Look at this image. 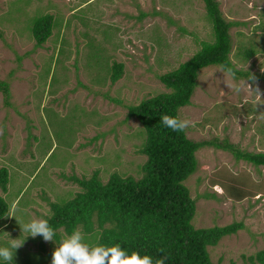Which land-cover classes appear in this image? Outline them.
Returning <instances> with one entry per match:
<instances>
[{
	"label": "rangeland",
	"instance_id": "374dc122",
	"mask_svg": "<svg viewBox=\"0 0 264 264\" xmlns=\"http://www.w3.org/2000/svg\"><path fill=\"white\" fill-rule=\"evenodd\" d=\"M25 1L0 0V80L10 94L7 104L0 90V168L9 173L8 192L0 189L9 208L0 219V225L8 221L0 246L24 241L10 264H51L63 230L58 240L45 241L27 236L20 224L48 218L53 210L47 199L62 204L81 192L71 177L94 170L103 182L114 172L140 176L144 130L127 119L125 106L169 91L157 74L191 57L212 39V28L201 0ZM217 1L227 21L245 23L230 27V59L247 74L233 77L217 65L201 69L190 104L178 115L192 121L185 132L194 141L264 151V52L247 60L238 55L240 41L260 46L256 26L264 0ZM37 13L60 21L41 47L31 35ZM114 62L123 64L122 75L104 83ZM196 157L198 167L184 181L196 206L192 224L241 221L244 228L208 252L215 264H249L247 257L264 249V166L213 146L200 148Z\"/></svg>",
	"mask_w": 264,
	"mask_h": 264
},
{
	"label": "trees",
	"instance_id": "16d2710c",
	"mask_svg": "<svg viewBox=\"0 0 264 264\" xmlns=\"http://www.w3.org/2000/svg\"><path fill=\"white\" fill-rule=\"evenodd\" d=\"M201 1L211 24L212 39L202 41L199 49L176 68L157 74L158 80L169 91L125 106L127 119L135 118L144 130L145 137L139 151L146 158L140 166V176L124 177L114 172L103 182L99 170H94L89 177H71L81 188L76 196L62 204L51 203L45 197L53 210L46 220L54 230L56 240L63 235L60 229L70 235L78 228L89 239V245H120L129 254L137 251L141 255H150L153 264L157 260H163V264H215L211 261L208 246H216L224 236L236 234L244 228L241 221L196 228L192 224L195 201L184 181L196 171V152L202 147L213 146L230 151L236 160H243L254 167L264 166V151L240 150L227 141H194L187 137L185 130L173 131L160 120L165 114L179 117V109L190 104L201 69L217 65L233 77L247 74L230 59L233 48L230 27L245 23L227 21L217 0ZM261 15L256 28L260 30L262 41L260 46L255 40L244 44L240 41L238 55L243 60L251 58L259 50L264 52V11ZM59 25L60 21L51 13L35 14L31 26L35 45L41 47L54 27ZM59 52L61 57L66 56L63 48ZM107 69L106 66L104 71L109 72ZM109 69V77L104 75V83L107 79L116 82L122 75L123 64L114 62ZM0 90L8 104L7 81L0 80ZM8 182V169L1 167L0 189L3 192L7 191ZM8 209L7 202L0 195V219ZM247 260L249 264H264V249L250 255Z\"/></svg>",
	"mask_w": 264,
	"mask_h": 264
},
{
	"label": "clouds",
	"instance_id": "9594fccd",
	"mask_svg": "<svg viewBox=\"0 0 264 264\" xmlns=\"http://www.w3.org/2000/svg\"><path fill=\"white\" fill-rule=\"evenodd\" d=\"M160 120L165 127L177 132H182L192 125L189 119L167 114L162 115ZM20 226L21 231L28 234L27 236L41 235L45 241L53 240L55 234L48 221L42 218H32ZM23 242L10 239L8 246H0V259L6 262L13 261V250L20 248ZM57 245L51 255V264H153L150 255H141L137 251L129 254L120 245H89L84 242V236L78 228L70 235L64 234ZM155 264H163V260H157Z\"/></svg>",
	"mask_w": 264,
	"mask_h": 264
},
{
	"label": "crops",
	"instance_id": "0c3cea01",
	"mask_svg": "<svg viewBox=\"0 0 264 264\" xmlns=\"http://www.w3.org/2000/svg\"><path fill=\"white\" fill-rule=\"evenodd\" d=\"M8 192V188L7 191L4 192V194H6ZM15 202V201H14ZM45 202V201H44ZM46 203V202H45ZM47 204V203H46ZM8 224V221L6 223H4L3 225H0V231L3 229V227H5Z\"/></svg>",
	"mask_w": 264,
	"mask_h": 264
}]
</instances>
